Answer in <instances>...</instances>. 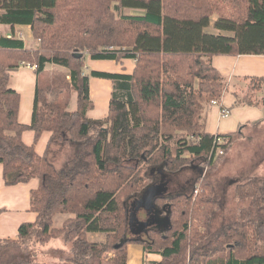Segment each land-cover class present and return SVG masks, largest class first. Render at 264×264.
Masks as SVG:
<instances>
[{
    "label": "trees",
    "instance_id": "1",
    "mask_svg": "<svg viewBox=\"0 0 264 264\" xmlns=\"http://www.w3.org/2000/svg\"><path fill=\"white\" fill-rule=\"evenodd\" d=\"M213 16L218 17L214 29L228 36L205 31ZM0 24L31 26L40 43V49L23 50L21 42L0 37V66H36L39 74L45 64L63 66L78 95V109L70 113V90L57 91L42 79L32 125L26 126L18 120L21 96L11 89L0 93V164L6 183L40 182L31 194L37 221L22 225L18 240L0 241V248H34L21 260L4 248L0 264H35L34 255L60 239L65 255L54 256L51 264H127L129 199L147 187L146 174L176 173L210 157L214 135L206 132V108L227 92L212 60L264 56V0H0ZM89 58L136 62L132 76L91 72L115 85L104 121L88 117L93 109L90 76L84 74ZM251 82L253 91L264 86V78ZM245 100L251 103V95ZM65 130L67 140L61 137ZM26 131L35 133L32 146L22 140ZM44 132L53 135L50 147L70 142L71 157L62 170L35 151ZM225 137L228 152L241 134ZM215 159H209L211 167ZM247 185L239 195L264 210L261 190L254 182ZM194 191L195 186L190 194L156 200L168 225L147 228L143 239L135 240L145 254L162 257L149 264H178L189 251V264H264V219L242 216L211 236L217 202L208 198L209 186L197 195ZM59 214L73 216L61 229L54 226ZM89 234H104L106 241L91 242ZM113 251L116 257L106 262Z\"/></svg>",
    "mask_w": 264,
    "mask_h": 264
},
{
    "label": "crops",
    "instance_id": "2",
    "mask_svg": "<svg viewBox=\"0 0 264 264\" xmlns=\"http://www.w3.org/2000/svg\"><path fill=\"white\" fill-rule=\"evenodd\" d=\"M130 14L144 15L142 12L134 11H131ZM217 20L218 17L213 16L211 27L205 31L211 34L228 36L227 33L218 32L214 29ZM0 37L21 42L23 50L34 51L39 48L38 42L33 38L31 26L28 25L11 27L0 24ZM212 64L222 76L225 84H227V92L220 101V106L209 104L206 108V132L214 136L218 134L225 136L239 132L242 136L247 130L263 127L264 86L253 91L251 89V80L264 78V56H215ZM135 67L136 62L131 59L111 61L92 60L89 58L84 74L90 76L91 72H100L132 76ZM43 69L44 72L39 74L37 68L35 69L33 66L23 65L17 69L8 68L5 65L0 66V92L11 89L21 96L18 120L26 126L32 125L38 83L45 74H49V72L53 74L52 82L54 86L55 84L60 86V78L61 83L72 85L70 84V72L67 68L56 64H45ZM114 86V82L111 80L89 77V95L93 102V109L88 111L90 119L104 121L108 118L112 97L115 93ZM70 91H72V88ZM70 94L71 99L67 111L74 113L77 111V93L72 91ZM247 94L251 95V103L245 100ZM222 109H227L228 117H221ZM61 137H68L66 130ZM52 138V133L44 132L35 146L36 153L41 157L47 155L49 160H52L51 162H53V155L58 152L56 149L51 150ZM22 140L27 146H32L35 141V133L33 131L24 132ZM64 166L65 164L62 167ZM165 173L168 172L165 171ZM39 187L40 182L37 179H33L28 183L8 185L4 176L3 166L0 164V241L18 240L20 227L37 221L38 215L32 210L31 194L33 191L38 190ZM162 189V191L166 192L165 186ZM179 190L176 191L178 192ZM181 194L183 193H174L168 198H174ZM58 216H62L61 219L73 217L67 214H59ZM139 221L146 222L147 217L142 213ZM65 222L66 219L63 224ZM135 222H138V220ZM127 238L132 242L128 246L127 264H149L162 261L160 255L145 254L143 245L140 244L141 242L136 243L135 238L128 237V234ZM89 240L94 243H104L106 237L104 234H89ZM55 248L57 247L51 246L46 250H56Z\"/></svg>",
    "mask_w": 264,
    "mask_h": 264
},
{
    "label": "rangeland",
    "instance_id": "3",
    "mask_svg": "<svg viewBox=\"0 0 264 264\" xmlns=\"http://www.w3.org/2000/svg\"><path fill=\"white\" fill-rule=\"evenodd\" d=\"M40 44V43H38ZM40 49V48H38ZM111 49H109L110 51ZM69 70V69H67ZM70 72V71H69ZM86 72V69H85ZM48 77V78H45ZM43 77V85H50L57 91H62L66 89V91L71 90V86L67 83H61V78L59 81V85L55 86L52 82L53 74L49 72V74H45ZM58 77V76H55ZM71 82V79H70ZM72 83V82H71ZM70 83V84H71ZM74 91V90H72ZM70 91V93L72 92ZM3 93V92H0ZM69 93V94H70ZM71 95V94H70ZM49 102L53 103L54 99L49 98ZM64 104L66 100L63 99L62 101ZM211 104V103H210ZM209 106V105H208ZM78 109V95H77V108ZM68 130V129H67ZM68 136H70L68 131ZM64 141V139H62ZM67 140V138H65ZM70 142L68 143H55L51 150L56 149L58 151L56 154L53 155V162H51L58 170H62V166L69 161L71 157V149L69 146ZM61 145V146H58ZM58 149V150H57ZM186 156L190 157L189 154ZM52 161V160H50ZM209 158L201 159L194 161L188 168H184L176 173H164L163 183L164 185H160V178L158 175V171L151 172L146 174L147 177V188L154 185L157 187L155 194L163 193V187L165 186L166 192L164 195L170 197L171 195L179 194V193H188L190 194L193 190V187L197 181V188H199V193L203 191L204 186L210 187V192L208 191V198L212 199L217 202V207L215 209V214L212 219L211 224V236H214L218 232L225 230L226 228L234 226L238 221L242 220V216L247 217L248 219L257 221L264 219V210H259L257 207H254L253 200L241 197L240 191L241 187L249 184L250 182H254L255 185L261 190V193L264 195V126L259 127L253 130H247L243 133L241 138L232 145L231 149L225 156L215 159L212 167L208 164ZM193 167H201V171L194 173ZM148 171V170H147ZM164 171V170H163ZM171 175V176H170ZM194 179L192 184L189 186L187 183L188 180ZM249 181V182H248ZM248 182V183H247ZM242 185L240 186V184ZM244 183V184H243ZM180 189L178 192L176 190ZM246 190L251 189V186L247 185L245 188ZM253 191V189H252ZM142 194L136 196L133 199H129V209L133 211L132 216L137 215L136 221L139 220V215L137 214V209L139 206V202L141 201L140 197ZM264 206V204H263ZM144 209L143 214L147 217L150 221H155L156 216L152 215L148 212L149 209L143 205ZM149 208L150 204H149ZM141 209V208H140ZM139 209V210H140ZM161 214V213H160ZM131 216V217H132ZM62 216L54 217V226L56 228H62L63 221L67 220L68 217L62 218ZM164 223L167 224V216L164 214L161 216ZM129 216L130 228L127 232L128 237L135 238V239H143L141 235L134 234L136 230L135 221L131 220ZM141 220V219H140ZM260 223V222H259ZM134 228V229H133ZM56 250H39L37 252L39 255H34L35 257L31 260L33 263H52L53 257L56 255H65L64 251V241L63 239L54 240L50 244ZM49 246V247H51ZM5 247H1L0 250L4 249ZM34 248V247H33ZM32 247L28 248H21L17 249L15 247L8 246L4 250L10 252V254H16L18 260H21V254L31 253L33 250ZM43 250V251H42ZM6 253V252H5ZM189 256H188L178 264H189ZM3 257V254H2ZM116 257V253L110 252L105 256L106 262H111L112 259ZM4 258V257H3ZM55 259V258H54Z\"/></svg>",
    "mask_w": 264,
    "mask_h": 264
},
{
    "label": "water",
    "instance_id": "4",
    "mask_svg": "<svg viewBox=\"0 0 264 264\" xmlns=\"http://www.w3.org/2000/svg\"><path fill=\"white\" fill-rule=\"evenodd\" d=\"M157 187L152 185L150 186L149 188L147 189H144V191L141 193V201H138L139 202V206H138V209H137V214H142L144 212V209L142 208L143 205H145V207L148 210V212L146 213H150L152 215H155L157 218L155 221H150L147 219L146 222H140L138 220V222H135V232H133L134 234H137V235H141L142 233L145 232V230L147 228H153V226L155 225H160V228H162L163 230H165L166 228V223L163 222L164 219L161 218V214H162V211H160V209L157 208L156 206V200L159 198V197H162V198H166V195H164V192L163 193H160V194H155L154 192L156 191ZM149 204H150V207L149 208ZM141 208V209H140ZM140 209V210H139ZM161 213V214H160ZM145 215V214H144ZM134 217V218H132ZM131 220H134L136 221V218H137V215L136 216H132ZM134 229V228H133ZM129 240L127 239V235H125V242ZM122 245H119L117 246L116 248H120Z\"/></svg>",
    "mask_w": 264,
    "mask_h": 264
},
{
    "label": "built area",
    "instance_id": "5",
    "mask_svg": "<svg viewBox=\"0 0 264 264\" xmlns=\"http://www.w3.org/2000/svg\"><path fill=\"white\" fill-rule=\"evenodd\" d=\"M33 68H37L36 66H33ZM212 106H220V101H212ZM229 116V113L227 109H222L221 111V117L226 118ZM228 144V139L224 135H215L214 141H213V150L210 153L209 159L219 158L225 156L226 152V146ZM195 195L199 193V188H197V183L195 185Z\"/></svg>",
    "mask_w": 264,
    "mask_h": 264
},
{
    "label": "flooded vegetation",
    "instance_id": "6",
    "mask_svg": "<svg viewBox=\"0 0 264 264\" xmlns=\"http://www.w3.org/2000/svg\"><path fill=\"white\" fill-rule=\"evenodd\" d=\"M186 168H188V167H186ZM193 169H194V173H195V174H196L198 171H199V172L201 171V167H193ZM158 172H159V173H158L159 178L161 179L159 183L164 184V183H163V179H164V175H165L166 173L164 174L163 171H161V170H159ZM168 174H169V173H168ZM170 176H171V175H170ZM193 180H194V179H190V180H188L189 182L187 183V185L189 186L190 184H192L191 182H193ZM196 182H197V181H196ZM159 227H160L159 224L153 226V228H154L155 230H158ZM142 235H143V234H142Z\"/></svg>",
    "mask_w": 264,
    "mask_h": 264
}]
</instances>
